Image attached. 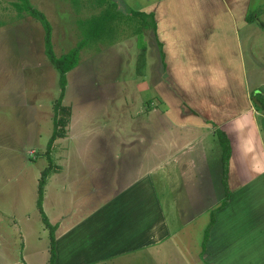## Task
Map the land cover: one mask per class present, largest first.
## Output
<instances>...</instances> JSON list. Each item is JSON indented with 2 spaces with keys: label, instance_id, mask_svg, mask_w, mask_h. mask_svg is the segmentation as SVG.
Segmentation results:
<instances>
[{
  "label": "rangeland",
  "instance_id": "rangeland-1",
  "mask_svg": "<svg viewBox=\"0 0 264 264\" xmlns=\"http://www.w3.org/2000/svg\"><path fill=\"white\" fill-rule=\"evenodd\" d=\"M14 1L0 0V263L49 264V230L42 223L36 200L41 173L50 165L47 146L54 117L58 115L68 117V124L65 137L56 139L50 149L51 165L57 168L52 169V176L46 180L42 205L52 224L58 220L68 222L71 216L83 220L96 206H105L106 200L113 199L115 194L111 191L119 189V178L115 181L113 178L119 173L107 172L106 168L119 169L124 160L131 162L126 168H130L126 173L129 177L126 175L124 183L147 172L158 193V204H154L147 190L131 191L126 201L107 205L103 209L104 219L93 226L95 229L84 231L86 234L82 237L85 247L105 244L109 247L101 250L95 260L89 261L83 256L81 264H185L186 253L176 251L177 244H184L185 238L176 234L173 209L175 212L180 209L185 212L190 207L203 210L199 200L204 192L198 178L208 184L210 178L205 171L196 172L185 166L181 157L175 159L177 165L171 164V152L189 146L184 154L195 159V153L200 150L201 168L208 171L207 165L219 166L222 170L219 157L222 150L214 138L211 144L204 140L193 145L194 133L182 125L177 127L167 122L165 108L161 112L157 106L154 82L160 74L166 78L167 65L171 69L176 67L184 48L180 50L173 41L164 44V38L151 26L135 32L136 25L141 23L131 18V12L148 13V22L154 17L160 21L168 18L162 10L167 0H112L118 7L117 17L108 24L113 35H103L101 40L97 38L84 47L78 65L66 76L61 107L68 109L69 116L62 111L57 114L55 110L61 91L59 74L45 54L44 30L27 14L18 15L11 6ZM29 1L51 25L56 56L76 47L82 39L79 20L102 13L97 9L101 3L98 6L96 0H87L85 4L77 0V5L71 0ZM252 13L249 15L254 22L241 28L242 70L244 77L247 76L248 92L259 114L256 118L264 137V109H261L264 106V23L260 22L258 12ZM233 42L226 45L230 49L233 45L236 47L237 40ZM173 59L176 62L172 63ZM240 76L237 75L238 82ZM184 132L191 134L185 136ZM149 133L162 134L164 155L153 157L147 153L149 143L144 140ZM104 177L106 180L102 183ZM95 180H98L96 189ZM79 185L93 192L89 203L81 204L87 195L80 193ZM95 218L98 215L94 214L92 220ZM163 221L168 230L162 233L169 231L173 236L161 234ZM139 227L138 239L145 245L136 253L121 252L127 247V237L131 240ZM57 251L58 239L56 254Z\"/></svg>",
  "mask_w": 264,
  "mask_h": 264
},
{
  "label": "crops",
  "instance_id": "crops-1",
  "mask_svg": "<svg viewBox=\"0 0 264 264\" xmlns=\"http://www.w3.org/2000/svg\"><path fill=\"white\" fill-rule=\"evenodd\" d=\"M184 1L167 0L162 10L166 12L168 18L159 21L154 17L152 20L156 33L164 38V44L173 41L180 50L186 49V52L182 51V54L180 52L179 63L174 69L164 63L167 65L166 78L160 74L155 80V99L158 100L157 106L161 112L163 107L165 108L164 116L167 122L177 127L182 125L185 130L194 133L193 145L204 140H208L211 144L213 138L214 143H219L216 132L221 131L225 134L230 144L227 173L230 196L226 207L216 213L214 225L202 252L203 235L210 222V213L224 198L222 170L219 166L215 169L209 165H207L208 171L203 170L201 168L203 155L200 150L195 153L197 156L195 159H190L189 155L184 154L189 146L171 152V164L177 165L175 159L181 157L185 166H190L196 172L205 171L210 178V184L203 183L198 178L204 192L202 199L199 200L200 205H204L203 210L195 211L190 207V210L188 208L185 212L181 209L175 212L173 209L172 219H176V234L185 238L184 244L181 246L177 244L176 251L186 253L185 264H264V137L258 126L259 114L252 106L248 92L247 76L244 77L242 70L243 44L240 43L243 42L241 28L254 22L249 12H253L252 14L258 12L260 22L264 23V0H194L197 5L194 1L188 3ZM212 2L213 4L210 5ZM256 19L258 21V18ZM244 39L248 38L244 37ZM233 40H237V46L233 45L230 49L226 43L232 45ZM171 61L176 62L174 59ZM237 75L240 76V82ZM184 134L187 136L191 133L184 132ZM145 136L148 137H145L144 141L149 143L147 153L153 157L164 155L166 150L160 141L162 134L149 133ZM125 154L124 152L123 155ZM219 157L221 160V155ZM130 165L131 162L126 163L124 160L120 163L119 169L106 168L107 172L119 173L113 178L114 181L119 178V189L111 191L115 195L113 199L106 200L105 206L100 208L96 206V210H93L92 214L88 212L83 220L82 217L71 218V216L68 222L62 220L53 224L50 222L52 225H57L56 264H61L60 260L62 264H81L83 256L89 261L95 260L101 250L108 249V244L85 247L82 237L86 234L84 231L95 229L93 226L99 225L104 219L103 209L107 205L121 203L132 193L147 190L154 204H158L156 200L158 193L150 183L151 177L147 172L131 177L124 183L126 173L130 172V168H126ZM195 173L192 172L193 175ZM51 176L52 174L48 178ZM105 180L104 177L101 182ZM97 181L94 182V189L97 188ZM204 184H213V186L206 188ZM85 188L87 187L82 188L79 185L80 193L86 192L87 195L86 201H81L82 196L79 197L81 204L92 200L93 192L83 190ZM131 191L132 193L129 194ZM212 195L216 196L212 197ZM186 203L192 205L191 201ZM94 214L99 218L92 220ZM161 227L164 228L160 229L162 235L173 236L169 231L162 233V230H168L166 222L163 221ZM143 232L145 233L144 230ZM140 234L139 227L131 240L127 237V247L120 251L134 253L139 251L145 245L142 246L138 239ZM81 252L84 254L80 255Z\"/></svg>",
  "mask_w": 264,
  "mask_h": 264
},
{
  "label": "trees",
  "instance_id": "trees-1",
  "mask_svg": "<svg viewBox=\"0 0 264 264\" xmlns=\"http://www.w3.org/2000/svg\"><path fill=\"white\" fill-rule=\"evenodd\" d=\"M87 0H83V4H85ZM97 4L99 6V3H101V6L98 7L101 13V15L96 16H90L87 19L79 20L78 26L81 31L82 39L78 42L76 47L70 49L68 52L56 56L53 51L52 46V28L45 17V15L38 11L36 8L32 6L29 0H15L11 3V6L16 11L18 15L27 14L29 17L37 20L43 30H44V50L47 58L55 68V70L59 74V87H60V95L59 98L56 101L55 104V110L58 114L59 112H65L67 116H69L68 109H65L64 107H61L65 87L67 85L66 76L69 72H71L79 63L80 58V52L84 47H87V45L94 43L97 38L101 40V37L103 35H110V37L113 35L111 28L108 26L110 24V21L112 18H116L118 13L116 5L112 2V0H96ZM71 2L75 5L78 4L77 0H71ZM112 12V15L109 13ZM147 17H150V15H146L143 12H131V18L140 21L141 24L136 25L135 32H140V30L146 29L147 27L151 26L153 27V30H155V25L152 23V21L148 22L146 19ZM153 18V17H152ZM262 99V98H261ZM260 100V97H259ZM255 102V100H254ZM264 109V106L263 108ZM54 125H53V131L47 146V159L49 161V166L45 168L40 176L39 182H38V190H37V200H36V207L37 210L41 216L42 223L44 224L45 228L49 230V264H56V251H55V231L57 230V225H52L50 221L48 220L47 216L45 215L43 211V196H44V186L46 185V180L50 173L52 172V169L55 168L56 165H51V159H50V149L53 146V143L56 141V139L64 138L66 134V126L68 124V117L64 118L58 115H55L54 117ZM217 140L220 144L222 155H221V162H222V185L224 188V198L221 201L220 205L211 211L210 213V222L207 226V228L204 231L203 240H202V252H204L206 243L209 238V233L211 228L214 225L215 221V215L217 212L223 210L228 202V198L230 196V192L227 185V167L229 164L230 159V144L228 139L226 138L225 134L221 131L216 132ZM53 170V171H54Z\"/></svg>",
  "mask_w": 264,
  "mask_h": 264
}]
</instances>
